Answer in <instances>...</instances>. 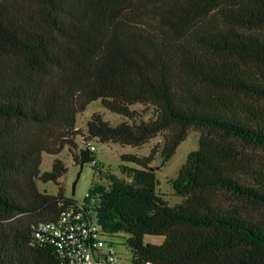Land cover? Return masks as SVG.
<instances>
[{"label": "trees", "instance_id": "trees-1", "mask_svg": "<svg viewBox=\"0 0 264 264\" xmlns=\"http://www.w3.org/2000/svg\"><path fill=\"white\" fill-rule=\"evenodd\" d=\"M96 101L125 120L95 114L80 147L78 117ZM192 127L199 148L170 205L153 163ZM159 135L149 156H122L136 165L122 177L91 149ZM66 148L106 179L83 203L113 244L125 239L131 264H264V0H0V264H65L36 228L81 207L63 187L39 188L60 185L64 162L41 166Z\"/></svg>", "mask_w": 264, "mask_h": 264}, {"label": "rangeland", "instance_id": "rangeland-1", "mask_svg": "<svg viewBox=\"0 0 264 264\" xmlns=\"http://www.w3.org/2000/svg\"><path fill=\"white\" fill-rule=\"evenodd\" d=\"M133 109L143 113L145 107L142 105H136ZM99 114L103 119L112 126H118L125 119L118 114L112 113L106 109L101 101H96L90 104L84 113L78 117L77 128L79 132L75 138V142L78 146L84 147V139L88 138L87 123L95 115ZM146 118L152 117V110L144 112ZM202 131L197 128H190L188 132V138L184 141L178 148L174 157L168 162L163 163L160 154L155 157V162L153 163L156 169L157 178L159 180L158 191L164 195V199L170 204L175 205L181 201L179 197H176L171 186V180L176 178L181 167L186 163L188 155L198 150L199 148V138ZM164 142V135H159L157 138L153 139L149 144L144 145L141 148H136L133 146H121L114 143H101L98 140H92V143L96 147V158L98 165L105 170L122 177V167L131 166L136 167V165L131 163H125L122 160L124 154H138L141 156H149L151 150L157 144L162 145ZM256 154L262 153V151H253ZM56 159H60L64 162L67 173L60 180V185L54 183L43 184L40 183L39 188L42 192L47 191L51 195H57L60 187H63L65 195L68 197H73L77 201L83 203L89 194V190L92 185L106 184V179H101L95 173L93 165H85L83 168L75 162L73 154L70 153L69 149L66 148L60 155L53 156L49 154L43 155V163L41 169L43 172L51 171L53 163ZM116 242V252L121 259L122 264H131L133 254L132 251L126 246L124 238L114 239ZM164 241V237L161 236H146L144 242L159 245Z\"/></svg>", "mask_w": 264, "mask_h": 264}, {"label": "built area", "instance_id": "built-area-1", "mask_svg": "<svg viewBox=\"0 0 264 264\" xmlns=\"http://www.w3.org/2000/svg\"><path fill=\"white\" fill-rule=\"evenodd\" d=\"M91 149L96 150L93 145ZM87 198L90 204L97 202L96 196ZM80 206L65 210L55 222L40 224L37 236L55 245L65 264H122L116 245L102 231L91 207Z\"/></svg>", "mask_w": 264, "mask_h": 264}]
</instances>
